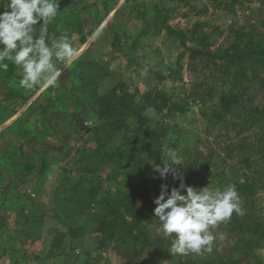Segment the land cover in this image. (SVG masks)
Wrapping results in <instances>:
<instances>
[{
	"label": "rangeland",
	"instance_id": "1",
	"mask_svg": "<svg viewBox=\"0 0 264 264\" xmlns=\"http://www.w3.org/2000/svg\"><path fill=\"white\" fill-rule=\"evenodd\" d=\"M0 2L6 4L7 0H0ZM138 2H143L144 5H137ZM159 3H163L170 9L169 23L176 28L188 31L195 22H201L204 26V31L209 35L212 50H216L221 44L228 41L231 37L232 28L243 26L251 28L254 26L264 31V0H60L58 13L62 14V12H65L66 21L68 22L60 20L56 28L65 31L70 27L74 29L76 24L83 26V32L80 35H76L73 40H71V37L68 38L72 44L75 40L76 45L74 43L73 47L75 46L78 50V58L92 56L96 59V67L92 70L94 73L101 70L103 72L105 70L108 71L107 76L100 81L99 89L101 93L116 84H120L122 91L127 90L135 93L137 100H140L149 88L165 90L168 93L175 92L177 94L175 100H178V98L185 100L187 102L184 104L186 110L183 113L164 114L166 116H154L153 114V120L149 126H155L158 120H162L161 122L163 123L177 124L184 131L185 136H188L187 139L185 137L181 138V141L175 145L178 155L182 154L180 156L181 165H177L180 172H183V170L187 171L189 169L187 164L196 160L197 155L200 154L206 158L210 152H214L213 160L211 162L207 161V167L205 165L201 167L204 161L203 158H199V165H195L198 168L195 177L200 180L202 187L208 186L209 188L222 190L228 185H234L239 195L240 213L238 216H243L247 211L251 212L252 210L263 217L264 190H259L256 195V208H245V204L250 206V203H246L242 190L237 187V184H242L246 180L260 184L255 171H262L264 161L258 150L250 148V142H252V139L256 140L259 135H262L261 130L256 126L251 131H245L239 136L236 134V129L232 122L230 123V128H225L222 123L215 128H208L209 122L206 114L210 113L211 109L215 107L220 94H218L217 98L210 97L207 95L206 90L210 85L215 86L218 91L221 88L229 89L230 84H215L216 73L223 74L224 71L217 72V65L212 60L197 57L193 65L190 64L192 60L189 56L188 47L193 46L194 42L190 40L187 43L188 47H184L180 43V39L169 37L165 30L155 33L153 15L155 13V5ZM133 5H137V8H133ZM138 8L146 11L145 17L138 15ZM2 10L3 8L0 7V11ZM54 33L55 31L51 30L50 34ZM136 38H138L136 47L133 48L132 43L135 42ZM182 52H185V57L183 58L184 67L181 69V74H179L182 79H177L175 77L177 73L174 72L173 68L178 69L177 60ZM113 62L116 63L114 70L110 69V65ZM63 64L56 66L60 69ZM71 64L66 63L65 68L62 69L61 79L65 80L69 76ZM16 73L10 79H5V76L0 74V112H11L8 106L9 103L5 102V95L22 89L18 85L19 77ZM163 75L166 77H163ZM61 84L58 80L57 85L44 90L38 100L36 99L33 103L30 100L31 105L28 101L23 103V105L22 103L17 105L16 107H19V110L26 105L28 106V104L29 107H26L23 115L17 119L18 122L14 123L16 119L12 121L10 125L12 126L13 123L15 125L6 130L4 136L8 132V137L10 135L15 137L14 142L19 146L22 144L19 147L20 149L22 147L28 149L25 146L31 144L33 140H38L37 144H31L34 150H28L26 151L27 153L22 151L21 160L27 159L28 161L25 163H28L29 167L35 166L38 169V165L35 162L40 160H37V158H44V160L51 162L49 170L51 173L54 171L53 181L56 179L58 183L62 184L66 182L64 180L66 177H70L72 178V183H76V176L72 177L68 171L76 166L74 161L71 163V160H73L71 155L56 164H52L53 158L48 157L47 154L49 151L48 147L59 148L64 133L68 135V140L62 144L63 148L60 151L63 154L65 152L73 153L83 143V139L79 137L73 142L72 148L70 147L75 136L74 129L70 127L74 124L76 127H81L79 122L72 118V113H78L81 105L77 104V100L73 99L74 95L65 91ZM248 84L250 88L246 96L250 95L253 100H247L243 104L245 109L249 110L257 107L263 111L264 85L262 86V83L257 78L251 79ZM39 87L37 86V88ZM31 98L33 97L31 96L29 99ZM40 98L42 101L39 100ZM52 100L57 101V106ZM47 101L51 102L49 103L51 114L55 112V106L56 111H60L62 108L64 111V113L59 112V115L54 117L53 121L54 124L58 123L62 127L58 128L63 133L60 136L58 135L60 143L53 142L56 137L54 139L46 138V136H51L48 133L46 134V127L51 123L44 115L37 113L39 112L37 110L39 105H43ZM14 104L15 102L10 105L13 106ZM63 104L64 107H62ZM16 113L11 116H15ZM49 116L47 115V118ZM229 118H231V115ZM23 120L30 125L19 122ZM83 120L94 123L97 118L95 114L87 113L83 115ZM49 128L52 132L57 130V126L54 125ZM131 132H135V127H133ZM220 134L224 136L222 137ZM170 137L173 139L176 136L171 135ZM188 138L191 142L190 144L187 143ZM228 144L232 145L233 149L235 148L234 151H231V154L226 149ZM238 144H241V147ZM10 151L6 154L1 153V168L9 167L5 166L3 159H9V155L13 154ZM87 152L92 157H96L95 144H90ZM223 158L226 159V168L224 163L222 164L221 162ZM8 159L7 161H9ZM15 165L21 167L17 162ZM155 165L153 163L154 170ZM27 167H24V173L26 172L25 170H32ZM222 170L227 177H216V174ZM137 180H141V177L132 176L129 182L132 183ZM65 184L62 185L64 191L72 194V188ZM86 184L91 185L88 180H86ZM1 190L3 191V189H0V192ZM50 191L52 192V198L49 200L51 204L45 206L47 212H42V209L39 208V216L45 217L46 229L45 231L42 230V232L46 234L44 235L46 241L35 242L36 246H34L29 241H22L24 240L23 238L21 241L13 239L14 237L8 235L5 231V241L7 243L12 242L17 247H22L23 253L21 251H6V249L0 248V264H218V260H227V264L231 263L230 260L245 264L252 260L250 256H244L246 251L242 247L251 236L247 235L239 246L240 234L235 231L232 232L227 221L210 229L216 236L210 252L202 250L199 254L179 255L169 251L165 255L166 251L157 247L153 248L151 243H157L156 239L159 237L163 239L160 244L171 249L174 236L165 238L162 235L159 220L155 218L153 224L149 225L150 239L146 244L142 243L138 246V252L134 259L126 262L127 259L119 255L113 248L114 241H109L107 249L99 247L100 238L95 232L98 201L93 200L90 205H87V200L84 198L85 195H82L84 194L82 191L78 192V194L76 193L77 197L73 195L67 198L60 197V199L57 198L55 189ZM31 194L34 196L35 193L31 192ZM7 206L10 205L7 204ZM259 210L263 213L260 214ZM6 212L2 211V214ZM10 214L12 213L7 215L8 218L11 217ZM6 218L2 217V220ZM12 222L8 226L11 227L15 224L14 220ZM2 227L0 219V230ZM75 227L78 228L79 233L82 232L84 234L79 236L71 235L77 234V231L76 233L71 232ZM13 228L14 226L11 229ZM54 229L68 234L67 238H65L66 243H64L63 253L56 255L57 259L47 258L46 260L39 259V261H35V259L26 258L25 256L27 255L32 257L38 255V257L40 256L39 258H44L49 253L53 238V236L49 235V232ZM221 234H223V239H220ZM2 240L3 237L0 238V243H2ZM77 249L81 250V255H76L77 252L74 250ZM86 251L92 252L91 257L85 253ZM257 253L261 255L264 262V249H258ZM190 259L193 261H189Z\"/></svg>",
	"mask_w": 264,
	"mask_h": 264
},
{
	"label": "trees",
	"instance_id": "2",
	"mask_svg": "<svg viewBox=\"0 0 264 264\" xmlns=\"http://www.w3.org/2000/svg\"><path fill=\"white\" fill-rule=\"evenodd\" d=\"M139 4L144 5L143 2H138L137 5ZM137 5H133V8H137ZM137 10L133 11H137L140 17H145L146 11H142L140 8ZM169 13L170 9L163 3L155 5V13L153 15L155 33L165 30L169 37L180 39V43L184 47H188V41L194 42L193 46L188 47L189 56L192 60L190 64L193 65L197 57L212 60L217 65V72L224 71L223 74L216 73L215 84H230L229 89L221 88L218 91L215 86L210 85L206 90L207 95L210 97L217 98L218 94H220L215 107L211 109L210 113L206 114L209 122L208 128H215L220 123L225 128H230V123L232 122L236 129V134L240 136L245 131H251L254 127L258 126L262 135H259L256 140L252 139L250 148L258 150L264 161V107L263 111L257 107L246 110L243 105L247 100H253L250 95L246 96L250 88L248 82L251 79L257 78L262 83V86L264 85V31L254 26L251 28L247 26L232 28L231 37L228 41L221 44L216 50H212L209 35L204 31V26L201 22H195L188 31L182 30L169 23ZM65 15V12H62V14L58 13L56 20L48 26V32L51 33V30L55 31L56 35L65 33L73 40L76 35H80L83 32V26L76 24L74 25V29L70 27L68 30H65L67 32L58 30L56 27L59 25V21L67 20ZM35 28V35L38 36L40 25H36ZM137 40L138 38L132 43L133 48L136 47ZM184 57L185 52H182L177 60L178 69L173 68L174 72L177 73L175 76L177 79H182V76L179 74H181V69L184 67ZM6 62L9 65L8 71L0 72V74H3L5 79H10L17 72V66L10 61ZM63 63L57 62V66ZM95 67L96 59L92 56L79 57L72 62L69 76L65 80H59L62 83V88L70 92L71 95H74L73 99L77 100V104L81 105L78 113H72V118H75L81 127L73 128L72 126L70 128L74 129L75 135L83 139V143L74 155L76 166L68 170L72 177L76 176V183H72V178L70 177L64 179L65 183L72 188V194L64 191L62 185L65 183H58L55 188L56 196L59 199L60 197L67 198L73 195L77 197L76 193L78 194V192L82 191L84 193L82 195H85L84 198L87 200V205H90L93 200L98 201V215L95 216V232L100 238L99 247L107 249L109 241L112 240L114 241L113 248L116 252L126 258V262H129V260L134 259L137 255L138 246L142 243L146 244L150 239L149 225L153 224L155 218H157L153 216L155 208L153 198L158 195L160 184L167 183L171 187L179 183L172 179L171 174L165 180H162L158 172L153 169V163L162 165V159H167L169 150H176L175 145L181 141V138L185 137L187 139L188 137L185 136L184 131L177 124L163 123L161 122L162 120H158L155 126H149V124L153 120V114L154 116H166L171 113H183L186 110L184 104L187 102L180 98L175 100V96L177 95L175 92L168 93L165 90H158L156 88H149L142 98L137 100L135 93L127 90L122 91L120 84H116L104 93H101L99 89L100 81L107 76L108 71L104 69V72L101 70L94 73L92 70ZM163 77L166 76L163 75ZM244 81L245 83H243ZM198 86L200 85L198 84ZM36 90L37 87L28 91L21 89L16 90L17 92L6 94L4 99L6 103H9L8 106L11 112H0V125L6 118L16 113L19 109L16 106L28 101ZM14 102L13 106L10 105ZM50 107L49 104L40 105L37 108L39 111L37 113L47 118V115L51 114ZM59 112L64 113L63 110ZM59 112H57V116ZM87 113H93L97 118L90 125H84L85 120H83V115ZM230 115L231 118H229ZM26 125L30 124L27 123ZM133 127H135V132H131ZM171 135H175L176 137L172 139ZM220 136L223 137L224 135L220 134ZM92 143L95 144L96 157H92L87 152L88 146ZM187 143H191L189 138ZM238 145L241 147V144ZM226 149L230 154L231 151L235 150L229 144L226 145ZM213 153L210 152L206 158L199 154L196 156V160L187 164L189 169L182 172L186 184L198 188L202 187L200 180L195 177L196 170L198 169L195 165H199V158H203L204 161L201 167H203L202 165L207 167V161L211 162L213 160ZM178 156L180 158L182 154ZM37 160H40L35 162L38 165V169L35 166L32 168L28 166L29 169H32L28 170V172L37 171V175H44L48 172L51 162L46 159L44 160V158H37ZM37 160L35 159V161ZM225 160L223 158L221 162L222 164L224 163L226 168ZM255 172L260 184L249 180L243 181L242 184H237V187L242 190L246 203H250V206L249 204H245V208H256V195L259 190H264V168H262L261 172ZM132 176H140L141 180L131 183L129 181L132 179ZM218 176L227 177L223 170L216 174V177ZM86 180L91 185L86 184ZM128 183L130 184L128 185ZM2 204H0V207ZM24 207L27 208L28 206ZM38 208H41L42 212L46 211L45 207L38 202L37 204L34 203V207L31 208L32 214L35 212V209L39 212ZM15 210L17 211V208ZM37 210L35 214L36 219L33 221L28 220L30 216L26 214L25 210H21V213L18 211L19 214L17 215L15 225L18 235L24 239L22 241L30 238H41L44 234L42 228L43 224H45V217L39 216ZM261 213L263 212L260 211ZM2 217L4 216L0 217L1 225L4 227L8 220H2ZM227 224L232 232L235 231L240 234L239 246L240 242H243L247 235L251 236L248 242L242 246L246 251L244 256L252 258L250 262L245 264H264L261 255L257 253L258 249H264V216L261 217L259 213H255L252 210L251 212L247 211L243 216H238L236 212H233ZM76 231L77 234L71 235L79 236L84 234L82 232L79 233L76 227L71 232L76 233ZM5 235L2 233L0 237H3L2 243H0L3 249L8 248L7 250L9 251H23L22 248L17 247L14 243H7ZM49 235L53 236L52 247L44 258H39L40 256L38 257V255L33 257L27 255L25 257L39 261V259L46 260L47 258L61 255L64 251L65 238H67L68 234L54 229L49 232ZM156 240L157 243L152 242L151 246L153 248H161L166 251L165 255H167L170 247L167 248L165 245L162 246L160 244L161 241L163 242V239L158 237ZM74 251L77 252L76 255H81V250L77 249ZM85 253L90 257L92 255L90 251H86ZM100 255L102 256V254ZM189 261L193 260L190 259ZM226 261L218 260V264H227ZM230 262V264H240L237 261L233 262L230 260Z\"/></svg>",
	"mask_w": 264,
	"mask_h": 264
},
{
	"label": "clouds",
	"instance_id": "3",
	"mask_svg": "<svg viewBox=\"0 0 264 264\" xmlns=\"http://www.w3.org/2000/svg\"><path fill=\"white\" fill-rule=\"evenodd\" d=\"M0 72L8 71V63L17 66L18 85L28 91L40 86L55 87L62 78L57 62L74 61L78 50L67 34H50L60 10V0H7L0 2ZM36 25H40L36 36ZM63 64V65H64ZM116 63L110 65L114 70ZM177 165L181 160L176 150H169L162 166L155 165L159 177L165 180L171 174L178 185L161 183L153 198V216L160 223L162 235L173 237L171 253L199 254L211 251L216 236L210 230L228 221L233 212L240 213L239 195L234 185L221 189L186 184ZM223 234L220 239H223Z\"/></svg>",
	"mask_w": 264,
	"mask_h": 264
},
{
	"label": "crops",
	"instance_id": "4",
	"mask_svg": "<svg viewBox=\"0 0 264 264\" xmlns=\"http://www.w3.org/2000/svg\"><path fill=\"white\" fill-rule=\"evenodd\" d=\"M66 63L71 64L72 62L68 61ZM65 66H66L65 64L62 65L60 70L62 71V69H64ZM48 88H44V87L37 88L35 93L32 95L33 98L28 100V102H30L29 104L31 105V101L33 103V101H35L36 99L38 100L40 95L43 94V91L46 89L48 90ZM41 98L39 99L40 101H42ZM52 102H55L56 106H57V101L52 100ZM49 103H51V102L47 101V103H45L43 105H46ZM29 104H28V106L27 105L24 106V108L21 110L18 109L15 116H10L9 118H6L5 121L0 125V156H1V153L6 154L10 151V149H13L10 151L13 154L9 155V159L8 158L3 159L5 166H9V167L1 168V163H0V189H3V191L1 190V192H0V204L3 203L2 206L0 207V209H2V210H0V215L4 216L6 218L7 215H9V213H12V214H10L11 215L10 218H8V217H7L8 219L6 218L8 221L6 222V226L2 227V229L0 230V235L6 231L8 233V235H12L14 237V238L12 237L13 239H15V240L19 239L20 241H21L22 237H20L18 235V231L16 230V225L14 224L11 227L8 225L13 220L16 221L17 215L19 214L18 211L21 213V210H25L27 212L26 214L28 216H30L28 220H32V221L35 220L36 219L35 214H36L37 209H35V212L33 214L31 212V208L34 207V203L37 204L39 202L44 207L49 206V204H51V202H49V200L52 198L51 197L52 192L50 190L55 189L57 187V183H58V181L56 179H55V181L52 180L54 171L52 173H51V171H48L44 175H40V174L37 175L36 174L37 171L28 172V170H25L26 172L25 173L23 172L24 167L28 166V163H25L28 160L27 159H24L23 161L21 160L22 151H24V153H27L26 151H28V150H30V151L34 150L31 147V146H33L31 144H35V143L37 144L38 140L37 141L33 140V142L31 144H28L27 146H25V147H28V149H26L24 147H22L20 149L19 147L22 146V144L20 146L17 145V143L14 142L15 137H12L11 135H10V137H8V132H7V135L4 136V133L6 132V130H8L11 127L10 124L12 123V121L14 119H16L14 123L18 122L17 119H19V117H21L23 115V112L26 110V107H29ZM40 105L42 106V104H40ZM56 106H55V112L53 114H50V116L48 118H46L47 120L49 119V121L51 123L49 126L46 127V134L48 133L51 136H46V138H53L54 139V137H56L53 140V142L57 143L60 141V137H59L60 134H63V133H61V131L58 129V128H62V127H60V124H58V123L54 124V122H53L54 121L53 118L55 116H57V112H59V111H56ZM62 107H64V104ZM62 110H63V108H62ZM73 113H75V112H73ZM21 122L26 124V121H24V120ZM14 123H13V125H14ZM51 125L57 126V130H55V132H52L51 130H49L50 129L49 127H51ZM73 128H77L75 126V124L73 125ZM63 135L64 136L61 138V145L59 146V148L54 147V146L48 147L49 151L47 154H48V157L53 158L52 164H56V163L60 162L62 159L68 158L69 155H71V159H73V160H71V163H73V161H74V155H75V152L77 150H75L73 153L72 152H70V153L65 152V154H63V152L60 151L63 148V145H62L63 142L64 141L66 142L68 140L67 139L68 135L66 133H64ZM77 138H79L78 135H75L73 137V140L70 144L71 148H72L73 142ZM45 141H47V140H45ZM79 147H80V145L78 146V148ZM39 150H40V148H39ZM64 155H65V157H63ZM7 159L9 161H7ZM18 159H20V160H18ZM16 162L19 165H21V167H17L15 165ZM31 192L35 193L34 196H32ZM42 196H44V197H42ZM5 199H6V201L4 202ZM7 204H9L10 206H7ZM13 205L15 206V208H17V211L15 210ZM24 206H28V207L26 208ZM2 211H7L8 213L6 212L5 214H2ZM46 212H47V210H46ZM37 214L39 215L38 210H37ZM28 220H27V222H28ZM13 226H14V228L11 229ZM45 229H46V223L43 224L42 230L45 231ZM6 232H5V234H6ZM44 235H46V234H43V236L41 238H36V239L30 238V239L26 240V242L29 241L31 244L36 246V243H41L42 241H46V237ZM5 237H6V235H5ZM32 241H34V242H32ZM0 248L3 249L1 244H0ZM20 248H22V247H20ZM7 249L8 248H6V251H9ZM50 259H57V258L54 256V257H51Z\"/></svg>",
	"mask_w": 264,
	"mask_h": 264
},
{
	"label": "built area",
	"instance_id": "5",
	"mask_svg": "<svg viewBox=\"0 0 264 264\" xmlns=\"http://www.w3.org/2000/svg\"><path fill=\"white\" fill-rule=\"evenodd\" d=\"M90 123L91 122H89V121H86V120L84 121V125H90Z\"/></svg>",
	"mask_w": 264,
	"mask_h": 264
}]
</instances>
